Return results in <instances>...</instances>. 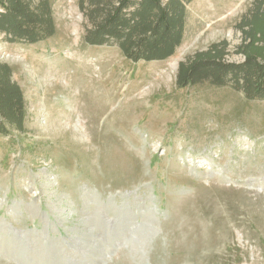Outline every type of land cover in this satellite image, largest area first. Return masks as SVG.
I'll use <instances>...</instances> for the list:
<instances>
[{
  "label": "rangeland",
  "instance_id": "374dc122",
  "mask_svg": "<svg viewBox=\"0 0 264 264\" xmlns=\"http://www.w3.org/2000/svg\"><path fill=\"white\" fill-rule=\"evenodd\" d=\"M111 2L49 0L36 44L0 33L26 103L0 135V264H264V100L177 84L215 45L242 63L263 1L191 0L175 54L137 63L86 40Z\"/></svg>",
  "mask_w": 264,
  "mask_h": 264
},
{
  "label": "trees",
  "instance_id": "16d2710c",
  "mask_svg": "<svg viewBox=\"0 0 264 264\" xmlns=\"http://www.w3.org/2000/svg\"><path fill=\"white\" fill-rule=\"evenodd\" d=\"M191 0H117L100 4L94 27L86 36L90 44L115 42L124 56L134 63L162 61L181 46L185 32L186 3ZM263 5H264V0ZM99 14V15H98ZM264 17V11L256 15ZM250 21L249 42L239 48L240 64L224 59L226 46L215 45L180 63L177 84L180 88L203 83L224 87L231 84L249 100H264V21ZM257 18L260 19L259 16ZM257 21V23H256ZM0 33L11 43L36 44L54 36L49 0H0ZM13 71L0 64V135L9 128L24 131L26 103Z\"/></svg>",
  "mask_w": 264,
  "mask_h": 264
},
{
  "label": "bare ground",
  "instance_id": "6f19581e",
  "mask_svg": "<svg viewBox=\"0 0 264 264\" xmlns=\"http://www.w3.org/2000/svg\"><path fill=\"white\" fill-rule=\"evenodd\" d=\"M208 2H212L213 0H207ZM222 1H220V3H221ZM217 5V4H216Z\"/></svg>",
  "mask_w": 264,
  "mask_h": 264
},
{
  "label": "water",
  "instance_id": "95a60500",
  "mask_svg": "<svg viewBox=\"0 0 264 264\" xmlns=\"http://www.w3.org/2000/svg\"><path fill=\"white\" fill-rule=\"evenodd\" d=\"M0 254H1V252H0ZM15 260V259H14Z\"/></svg>",
  "mask_w": 264,
  "mask_h": 264
}]
</instances>
